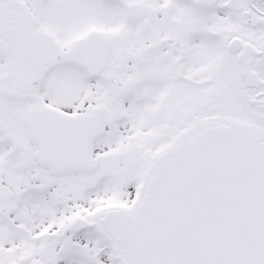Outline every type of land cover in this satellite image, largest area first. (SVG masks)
Wrapping results in <instances>:
<instances>
[{"label":"snow or ice","instance_id":"6c2138e0","mask_svg":"<svg viewBox=\"0 0 264 264\" xmlns=\"http://www.w3.org/2000/svg\"><path fill=\"white\" fill-rule=\"evenodd\" d=\"M0 264H264V0H0Z\"/></svg>","mask_w":264,"mask_h":264}]
</instances>
